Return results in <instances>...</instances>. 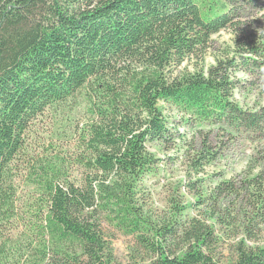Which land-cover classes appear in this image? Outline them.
<instances>
[{"label": "trees", "instance_id": "1", "mask_svg": "<svg viewBox=\"0 0 264 264\" xmlns=\"http://www.w3.org/2000/svg\"><path fill=\"white\" fill-rule=\"evenodd\" d=\"M263 11L264 0H0V264H114L104 225L133 239L135 264H264V155L196 192L193 218L181 205L147 214L142 195L158 163L148 147L172 137L160 104L214 128L191 147L194 179L221 156L215 130L264 141V106L234 99L237 74H264V37L246 27ZM225 30L236 50L205 71L211 37ZM63 105L88 115L73 157L80 177L40 167L31 223L13 234L12 164L31 123Z\"/></svg>", "mask_w": 264, "mask_h": 264}, {"label": "rangeland", "instance_id": "2", "mask_svg": "<svg viewBox=\"0 0 264 264\" xmlns=\"http://www.w3.org/2000/svg\"><path fill=\"white\" fill-rule=\"evenodd\" d=\"M246 27L248 31L256 30L258 35L264 37V11L249 18ZM238 39L239 36L230 30L212 36L210 49L198 66H202L206 71L217 59L231 57L236 50ZM195 64L194 59H189L182 68L192 72ZM260 77L262 78L259 80L250 75H236L240 86L234 92V99L238 104L250 109L264 106V74ZM159 106L166 109L164 115L167 117L172 137L164 144H153L148 147L149 152L158 159V163L153 173L145 176L143 181L144 210L147 214L161 217L170 215L175 205H181L185 208L184 216L193 218L197 213L194 210L196 192L208 195L211 186L216 184L219 178L228 179L236 175L243 177L240 174L248 172L252 161L264 155V141L255 143L246 140L232 141L215 130L209 141L213 148H222L221 156L206 169V174L194 179L188 166L189 158L192 156L191 147L196 149L202 142L200 132L204 134L214 128L207 126L197 128L192 124H185L187 118L175 109L162 104ZM87 121L88 115L83 107L72 111V105H63L57 109L46 110L31 123L24 136L23 147L12 164L17 214L16 219L11 222L13 230L11 233L14 234L31 223L35 190L30 183V177H37L40 167L43 168L50 163L56 164L60 165L64 177H70L71 180L72 177H80V170L75 165L73 157L79 146L81 130ZM216 173H221L225 177H215ZM198 179H203V182L194 185L195 192H191L188 184ZM104 233L110 243L114 264H135V261H140L137 260L139 252L131 237L124 236L108 225H104Z\"/></svg>", "mask_w": 264, "mask_h": 264}]
</instances>
